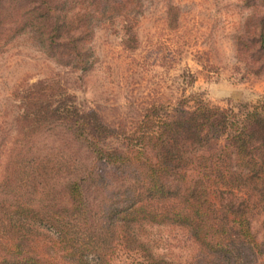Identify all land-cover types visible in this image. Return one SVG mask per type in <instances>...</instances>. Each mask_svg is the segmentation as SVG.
<instances>
[{"label":"trees","instance_id":"16d2710c","mask_svg":"<svg viewBox=\"0 0 264 264\" xmlns=\"http://www.w3.org/2000/svg\"><path fill=\"white\" fill-rule=\"evenodd\" d=\"M31 15L53 58L86 65L90 31H72L64 2H40ZM254 44L263 62L249 69L264 72V33ZM53 91L44 80L15 91L22 112L6 160L18 166L0 181V264H112L118 251L138 255L137 264H175L151 252L144 224L185 229L198 246L191 264H249V255L264 254L252 229L264 209V102L238 112L196 97L174 112L151 105L132 131L117 132L74 103L53 105ZM65 133L88 154L86 164L60 162L61 147L46 143ZM108 136L123 149L102 146ZM109 167L120 175H107ZM115 181L114 197L86 199L85 188L103 196Z\"/></svg>","mask_w":264,"mask_h":264},{"label":"rangeland","instance_id":"374dc122","mask_svg":"<svg viewBox=\"0 0 264 264\" xmlns=\"http://www.w3.org/2000/svg\"><path fill=\"white\" fill-rule=\"evenodd\" d=\"M40 2H64L71 30L90 31L83 68L65 64L41 47L35 20L27 23ZM260 33L264 0H100L95 5L90 0H0V181L18 166L6 160L22 112L17 89L47 81L54 88L47 96L53 105L74 103L117 132L132 131L151 105L174 112L192 107L195 97L238 112L264 102V72L249 69L263 62L255 55L254 38ZM185 98L186 104L176 105ZM56 137L50 134L46 143L61 147L65 157L60 162L70 158L86 164L88 154L79 142L66 133L62 142H55ZM101 144L123 149L115 136ZM114 170L105 168L109 176L120 175ZM115 184L103 196L85 188L86 199L97 203L106 195L114 197ZM263 220L264 209L252 222L258 240L264 239ZM141 239L156 257L175 264L195 262L198 246L180 226L144 224ZM249 258V264H264V254ZM134 259L140 258L118 251L112 264H137Z\"/></svg>","mask_w":264,"mask_h":264}]
</instances>
